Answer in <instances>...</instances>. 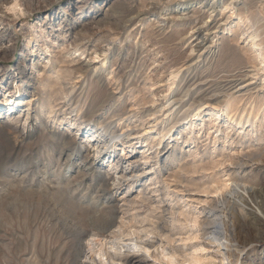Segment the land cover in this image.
I'll use <instances>...</instances> for the list:
<instances>
[{
  "label": "rangeland",
  "instance_id": "rangeland-1",
  "mask_svg": "<svg viewBox=\"0 0 264 264\" xmlns=\"http://www.w3.org/2000/svg\"><path fill=\"white\" fill-rule=\"evenodd\" d=\"M21 1V8L24 11L22 10L19 12V15L14 17L8 16V30L10 34L9 38L6 39V42L4 43L6 51L0 53V264H22L23 262L26 264L27 260H32L34 257L42 262L45 260L44 263L46 264H73V250L78 241L77 231H79V229L84 230L85 235H88L87 237H89L91 233H93V229L89 224L90 222H88L89 220L87 219L86 214L79 215L72 209L65 210L61 204H58L57 202L55 203L53 198L49 197V195H46L47 197H45L44 193V195L39 194L42 185L46 186L47 190L54 192L55 185L59 184L60 187H62L65 184V181H63L61 177L52 179L49 175L47 176L45 174L46 171H53L55 169L63 171L68 168V165L66 164H62L60 168L54 163L47 164V147L50 145V139L46 133L49 131L64 139L68 138V140H73L75 138L72 142L73 144L70 143V145L61 150V154L62 157H65L63 155L73 152L76 148L81 149V158L71 167L72 170L76 169L78 164L80 166L90 162L89 159L92 156L93 148L90 145H86L84 140L91 137V132L93 131L101 132L104 124L108 121L89 117L86 118L82 116L84 110L91 106L96 114L102 115L109 105H104V107L107 106L106 108L96 106L98 100H95L94 97L95 93L97 94V85L95 87V84H83L82 78L73 79V75L71 76V79L63 80L64 84L61 86H65L64 88L72 86L77 88L84 85L86 89L88 88L87 90L91 96L83 103V109L78 112L77 118L74 114L70 118V122H74L78 125V128L79 126H82L78 131V134L75 132H72V135L61 133V131L56 130L54 124L50 122V118H47V115L41 111L50 92H54L55 87L57 88L58 85H55V87L52 86L51 88H44L41 87V84L44 83V81H60L59 78L54 77L55 73L51 75L49 73L50 71H56V69L59 70V68L63 67L74 69L81 68L86 60H88L90 50L95 44H106V42H103L104 37L100 38V36L104 34L108 35L110 33V40L112 42L110 51L112 50V53L108 58H113L111 59V64L115 62L113 70L121 72L124 69L123 67L127 65L129 58L132 57L134 49H137V58L141 54L142 56L144 53L147 54L145 57L146 67L144 73L138 75L137 82L135 81L133 86L128 87L125 85V87L115 90L112 89L113 85L111 81L104 80V84L106 87L108 86V89H112L115 93L121 94L120 101L125 103L127 110L131 111V115L138 110L135 105L136 100L148 96L162 97V95L167 94L168 89L166 85H164V79L167 72L165 71L166 68L163 69L162 67L166 66L167 62L168 65L177 67L183 63L184 60L194 56V54L189 57L187 56L189 54V48L187 45H189L191 41V37L188 38L190 33L187 32L189 31L188 27L195 25V23L201 25L207 19V14L202 11L199 12V14H193L188 10H185L187 14H185V11H177L178 0ZM154 1H159L161 3V7L153 12L154 15H141L140 17H134L130 21L125 22L126 18L131 16V14L134 15L139 9L142 10L143 8H147V6L149 7V5L152 6L151 3ZM197 1H194L190 6ZM248 1L250 8L248 7L246 12H244L243 9H240V4L237 5L239 9L236 7L234 10L238 14L249 15L250 18L256 19H253L254 25L256 28L258 26V30L261 31V39L263 38L262 40L264 41V0ZM73 6H77L78 8L74 9L75 12L71 16L67 15L66 11H71ZM187 6H189V4ZM79 7L80 9L82 8V10H80ZM217 8L219 10V6ZM0 9L1 11H6L4 6H0ZM55 10L59 13V18L52 19V15L49 17V14L54 13ZM189 17L190 19H188ZM166 18L168 19L166 20ZM216 19H218V24H221L223 21L219 12ZM233 21L236 20L233 19ZM6 22L7 21H4L3 24ZM3 24L0 23L1 26H3ZM96 24H98L97 27ZM232 24L233 22L230 23L231 26ZM103 25L105 28L108 25V28L105 29ZM220 26L221 28L219 29L218 36L223 37L221 40L222 44L219 48L220 56L215 64V69L211 71L212 77H207L205 81L206 83L202 82L199 84L202 88L208 86V81L216 78L218 79L222 75H228L237 71L233 68L238 65L232 61V57L230 56L233 55V50H238L240 45L245 43V40H243L244 37L240 34L241 30H235V28L230 32L227 31L222 33L226 26L222 24ZM78 41L87 43L86 52L84 54H82L81 50L78 51V49L76 50L71 47L72 43ZM226 43H229L228 45L231 46L228 52H226ZM117 52L118 59L116 60L115 54H117ZM222 53H226V55ZM249 65L250 64L245 63L240 65V67L242 69L250 70L251 67H249ZM39 69L41 70L40 73H38ZM146 77H149L150 79H147L146 81ZM261 81V79L252 75H248L238 81L239 85L233 90H237L241 86L244 89L241 91L242 93L235 94L237 95L235 101H238L237 113L244 108L248 111L250 108V101L252 100L257 99L260 102L264 100V87L262 88L259 86ZM149 82L154 84L149 87V85H147ZM12 100H14L13 105L15 106V109L9 111L8 105ZM29 100L30 104L28 105L27 102ZM51 100H54L53 103L56 105L55 108L57 107L56 109H58L56 114L57 118L62 119L61 117L63 116L60 114L63 112L64 108H66L63 106V99H60L57 94L53 95ZM147 105H149V103L144 106ZM208 109L209 105L206 103L202 105L199 118L200 122H202V124H200L202 125L200 131H198L199 126L191 128L190 130L187 128L183 129L185 125L186 127L188 125L187 121L189 118H186L176 124L169 140L166 141V138H164L160 144L158 143L151 146L153 143L159 142L153 137L155 135L154 133L157 132L159 128L146 133L145 136L136 138L135 141H133V150L132 146H130L128 153L133 154L137 160L133 165L127 167V172L136 170L141 173L144 171V173L133 184L124 182L118 187L111 185L109 176L113 173V169L107 162H100L98 167L95 165L96 163L94 164L95 166L92 164L90 167L91 169L84 174L81 178L82 180L80 179L82 185H80L75 191L74 189L76 188L75 186L78 180L66 183V186L64 185L67 187L65 188L67 196L69 195L70 197L72 195L71 198L74 200H78L83 195L87 197L90 196L96 191V183L98 180L101 179L102 176L106 177V173L108 172L107 186L110 188L109 191L112 195V201L111 204L107 206H110L113 210L116 220H119L120 217H125V219L132 218L133 215L137 214V220L144 219L143 225H150L152 223H157V221L166 222L163 224V227L167 228L168 232H170L169 234L172 235L171 237L174 240L176 239L174 241L176 246L186 247L189 251H194V253L202 257L210 256L213 247L208 245L205 246V241L203 237H201V226H199L198 221L191 222L193 224L189 223L181 214H179V211L190 212L194 216H198V220L200 219L202 209L204 207L207 208L208 204L195 198L188 201L190 198L186 199L187 194H202L195 190L192 191L188 189L195 188L197 185L201 188L212 180V182H217L218 184L220 183V180L227 178V176L224 175L225 172L223 170L229 165L228 159L230 157L236 158L245 151L254 149L258 143L264 142V140L258 142L257 139L260 134H264V123L255 128L247 123L242 132L237 133L238 125L232 120L228 121L225 112L221 116H216ZM26 112L29 113L28 119H26ZM195 112L196 111L193 113L195 114ZM260 115L262 119L264 111ZM82 118L89 120L90 124L87 125L83 123ZM121 120H115L116 126L113 128L108 127L106 128L107 131L105 130L106 133L104 131L102 133L105 138L116 137L115 135L123 133L122 136L116 137L115 140L117 141L115 143H117V145L113 148L112 154V156L117 159V170L125 169V164H127L124 156L121 154V146L118 143L122 140L127 141L129 139L127 138L128 136L126 137L124 134L127 133V131L124 130L126 128L124 127V119L121 118ZM256 123L257 119L255 120V124ZM134 124L135 123L133 122L129 132L141 131L143 133L149 125L148 123H144L142 126ZM84 127L86 129H83ZM253 129H256V134L251 136L250 132ZM209 131L210 133H208ZM228 131H230L227 136L229 142L225 143V134H227ZM81 132H83L86 137L81 136ZM71 136H73V138ZM131 136H135V133H132ZM223 144H225L224 149L221 148ZM53 145L57 146V141H53ZM99 145L103 146L101 149L104 154L106 150L104 145L101 143ZM59 150L60 147L54 149V151L51 152V155L55 156V153ZM142 151H147L146 154L151 152L150 159L141 157L143 156ZM194 155L195 157H193ZM221 160H225V162ZM248 165L247 175L248 177H251L247 179L254 184L256 183L255 185L258 187H263L264 162H252V164L249 163ZM85 166V169L88 168L89 163L88 166ZM187 170L190 171L188 172ZM178 176L181 177L180 179L182 180V183L177 182V179L179 178ZM49 180H52L53 182H49ZM18 181L20 183H18ZM45 181L49 182V187ZM12 183L13 185H11ZM29 187L32 189L29 190L30 192H28ZM179 188L182 189L180 190ZM25 189L26 191L24 194L22 192H24L23 190ZM125 189L128 191V197H126V193H123V190ZM262 194L264 195V191ZM99 195L103 196V194L100 193ZM202 195L204 197V194ZM104 197L109 196L105 194ZM124 198L127 199L124 200ZM142 198H146V200L142 201ZM51 202L55 204L53 205ZM98 203L99 201L92 204V206L94 205L93 207H95ZM175 218H178V221L173 220ZM64 220L67 221L65 222ZM73 225H76L77 228ZM190 233L196 235V237L187 238ZM262 234L253 237V240L246 237L243 240L241 239L237 241L241 250L237 252V256L233 259L234 261L232 260V264H264V234L263 236ZM243 242H245V245ZM40 243L42 244L40 245ZM240 243L243 245H240ZM148 259L151 260L149 262L150 264L154 262L151 258Z\"/></svg>",
  "mask_w": 264,
  "mask_h": 264
},
{
  "label": "bare ground",
  "instance_id": "bare-ground-1",
  "mask_svg": "<svg viewBox=\"0 0 264 264\" xmlns=\"http://www.w3.org/2000/svg\"><path fill=\"white\" fill-rule=\"evenodd\" d=\"M20 1L21 0H0V6L1 7L4 6L6 9V11H1L0 9L1 11L0 12V16H1L0 23L3 24L4 21H7L6 23L3 24V26L0 25L1 26L0 28V53L3 51H6L4 43L6 42V39L9 38V34H10L8 30L9 29L8 28V25H9L8 16L14 17L16 15H19V12L23 10L21 8L22 1L21 3ZM159 1L152 2L151 3L152 6L149 5V7L147 6V8H143L142 10L139 9V11L137 10L138 12H136L134 15L131 14V16L126 18L125 22L130 21L134 17H140L141 15L143 16L154 15L153 12L157 11V9L161 7V3ZM194 1H197V0H178V5H177V11L188 10V11H191L193 14L194 13L199 14V12L202 11L207 14V19L201 25L200 24L197 25L195 23V25L188 27L189 31L187 32H190L188 35V38L191 37V41L189 45H187V47L189 48L188 49L189 54L187 56L188 57L192 56V54H194V56L192 58L189 57L190 59L188 58L184 60L183 63H181L177 67H174L173 65H168V62H167V65L162 67L163 69L166 68L165 71L167 72L165 75V79H164V85H166L168 89L167 94L162 95V97H157V96L149 97L148 96L140 100H136L135 105L138 108V110L133 112L131 115H130L131 111L127 110L125 103H123V101H120L121 94L115 93V91H112V89L119 90L120 88L125 87V85H127L128 87L133 86L135 84V81L137 80L138 75H141L144 73V70L146 67L145 57L147 54L144 53L145 55L143 54V56L141 54L137 58L136 57L137 49L136 50L134 49L132 52L133 53L132 57L129 58L127 65L123 67L124 69L121 72H117L116 70H113V66L115 62L111 64V59L113 58H110V57L108 58V56L112 53V50L110 51L111 44H112L110 40L111 39L110 33L108 35L104 34L100 36V38L104 37L103 42H106V44H102V45L95 44L90 50V54L88 55L89 56L88 60H86L85 63L83 62L84 65L82 64L83 66L81 68L74 69V68H69V67H63V68H59V70L56 69V71L49 72L51 75L55 73V76L54 75L53 76L55 78H59L60 81L59 82L58 81H51V82L44 81V83L41 84V87H44V88L45 87L51 88L52 86L55 87V85H58L57 88L55 87L54 92L52 93L50 92L49 97L47 101L45 102V105L42 106L41 111L47 115V118H50V122L54 124V127L56 128V130H60L61 133H67V134L72 135L71 133L75 132L76 134H78V131L82 128V126H79L78 128V125H76L74 122L71 123L70 118L73 114L77 118L78 112H80L83 109V103L86 101V99H88L91 96L87 90L88 88L86 89L84 87L83 85L84 83H87L88 85L95 84V87L97 85V94L95 93V97H94L95 100H98V103H96V106L104 107V105L106 104L107 106L108 105L109 106L104 107V108L106 107L107 108L102 115L96 114L95 110H93L91 106L84 110L82 116L86 118L89 117L93 119H99V120L103 119V121H107V120L108 121L106 122V124H104L103 130L101 132L93 131L91 132L92 136L91 137L87 136L88 138L84 140L86 145H90L93 148L92 156L89 159L90 162H87L80 166L78 164V166H76V169L72 170L71 167L77 160L81 158V154H80L81 149L76 148L73 152L63 155L65 157H62V154H61L62 152L61 150H63L66 146L70 145V143H72L75 138L73 140L72 139L68 140V138L64 139L60 136H56V134H53L52 132H49V131L48 133H46V135H48L50 139L49 140L50 145L47 147V151H48L47 152L48 153L47 154V160H48L47 164L49 165L51 163H54L55 165L58 166V168H60L62 164L68 165V168H66L63 171H59V169H55L53 171H46L45 174L47 176L49 175L50 178L52 179L61 177L63 181H65V184H64L65 186H66V183H71L72 181L75 182L76 180H78L75 186L76 188L74 187L75 188L74 191H75L80 185H82V183L80 182L82 180L81 178L84 176V174L87 171H89V169H91L90 167L92 166V164L93 166L96 165L98 167L100 162L101 163L107 162L108 165L113 169V173L109 176L110 177L109 179L111 180V185H115L118 187L124 182L133 184L144 173V171L143 173H141L136 170L127 172V167H129V165H133L137 160L133 154L128 153L129 152L128 149L130 146H132V150H133V147H134L133 141H135L136 138L145 136L146 133L152 132L156 128H159V130L154 133L155 135L153 137L154 139H157L159 142H156L153 144L151 143L152 144L151 146H154L155 144H158V143L160 144L161 141L164 140V138H166V141H167L169 140L172 130L175 128L176 124H178L179 122H181V120H184L186 118L187 119L189 118V120L187 121L188 125L187 127L185 125L183 129L187 128L190 130L191 128H195L199 126L198 131H200V129L202 128V125H200L202 124V122H200V119H199L200 111L202 109V105L205 103L209 105L208 110H210L216 116H221L225 112L227 116V120L228 121L232 120L238 125L237 131H236L237 133H241L244 126H246L247 123L254 128L264 123V116L261 119V115H260L264 111V100H262L261 102L257 99L252 100L250 101V108L248 111H246L244 108L239 113H237V110H238L237 102L238 101H235V97H237V95L235 94L240 93L244 88H242V86L240 85L241 87H239L237 90L236 89L233 90L234 88H236V86L239 85L238 81H240V79H243L248 75H252L254 77L256 76L259 79H261L262 81L259 83V86L262 88L264 87V41L262 40L263 38L261 39V31L258 30V26L256 28L254 25V20L256 19L253 18L254 19L253 20L252 18L249 17V15L247 16L243 14L241 15L240 13L238 14L234 10V8H236L237 5L240 4L241 5L240 9H243V11L246 12L249 7V1L248 0H243V1L241 0H199L195 2L192 6H190ZM38 2H40V0H38ZM188 4L190 7L187 6ZM218 6H219V10L217 8ZM75 8H78V7L73 6L71 8V11L69 12L66 11L67 15L71 16L72 14H74ZM80 10H82V8ZM218 12L223 18V21L221 22V24L226 26L223 29L222 33H225L227 31L230 32L234 28L235 30L236 29L241 30L240 34L241 36L244 37L243 40H245V43L243 45H240L238 50L237 49L236 51L233 50V55L230 56L232 57V61H234L236 65H238L235 68H233V69H236L237 71L233 73L230 72L231 74H228V75H222L218 79L212 78L213 80L207 82L208 86L207 87L205 86V88H202V86H199V84H201L202 82H205L207 77L209 76L212 77L211 71L215 69V64L217 63L218 58L220 56L219 48L222 44L221 40L223 37L218 36L219 29L221 28L220 26L221 24L220 23L218 24L217 23L218 19H216ZM185 14H187V12ZM51 15H52V19L59 18V13L56 10L54 13H50L49 17H51ZM173 17L172 19L174 20ZM167 19L168 18H166V20ZM188 19H190V17ZM233 19L236 21H233ZM231 22H233L232 26L230 25ZM97 25L98 24H96V27ZM91 26H94V25H91ZM107 26L106 28H108ZM86 44L87 43L83 41H78V42L72 43L71 47L75 48L76 50L78 49V51L81 50L82 54H84L86 52ZM228 44L229 43H226L225 45V47L227 48L226 52H228L229 48H231V46ZM222 54L226 55V53H222ZM115 55H116L115 59L117 60L118 52ZM245 63L250 64L249 65V67H251L250 70L242 69L240 67V65L245 64ZM40 72L41 70L39 69L38 73ZM72 75H73V79L82 78L83 86H79L77 88L75 86L68 87V88H64L65 86H61L64 84L63 80L71 79ZM147 79H150V78L146 77V81ZM104 80H109L112 82L113 88L111 90L107 88L108 86L107 87L105 86ZM152 84L149 82L147 85H149L150 87V85ZM16 89H17V84H16ZM57 94L59 95L60 99H63L62 101L63 106L66 107L64 108L63 112H61L60 114L61 116H63L61 117L62 119L57 118L56 114H57L58 109H56L57 107L55 108L56 105L53 103L54 100H51L52 96L57 95ZM30 100L27 102L28 105L30 104ZM13 103H14V100H12V102L8 105L9 111H12L15 109V106L13 105ZM147 103H149V105L144 106ZM194 111H196L195 114L193 113ZM28 115L29 113L26 112V119H28ZM121 118L124 119V127H126L124 130L127 131V133H124V134L126 135V137L128 136L127 138L129 139L127 141L119 140L120 142H118L121 146V154L124 156V159L127 164H125L126 165L124 167L125 169L117 170L116 168L117 159H115L114 156H112V154H113V148H115L117 145V143H115L117 141L115 140L116 137L122 136L123 133L119 135H115L116 137H109V138L103 137L102 133L103 131L105 132L106 128L108 127H111V128L115 127L116 126L115 120L117 119L121 120ZM73 119H74V116H73ZM256 119H257V123L255 124ZM82 121L83 123L87 125L90 124L89 120L85 118H82ZM132 121L135 123L134 125L137 124L138 126L139 125L142 126L144 125V123H148L149 125L146 127V130H144L143 133L141 131H136V132L130 131L129 132L130 127H132V123H133ZM83 129H86V128L84 127ZM132 133H135V136H131ZM208 133H210V131ZM229 133L230 131H228L227 134H225L226 135L225 136L226 138L224 139L225 143L229 142V140L227 139V136ZM255 134H256V129L251 130L250 135L253 136ZM80 135L86 137L83 132H81ZM71 137L73 138V136ZM257 139H258V142L263 141L264 134H260L257 137ZM53 141H57V146L53 145ZM182 142H186V141H182ZM100 143L103 144L106 149L104 154L101 149L103 146H100L99 145ZM59 147H60V150L55 153V156L51 155V152H53L54 149H57ZM224 147H225V144H223L221 148L224 149ZM146 152L147 151H142L143 156L141 157L149 158L151 152L149 154H146ZM193 157H195V155ZM228 160H229V165L226 167L224 166L225 169L223 170L225 172L224 175L227 176V178L220 180V183L218 184L217 182L216 183L212 182L213 181L212 180L211 182H208V183L206 182L207 185H204L201 188L199 187V185L196 186L194 184L196 186L195 188L188 189L192 191L195 190L198 193L204 194V197L202 194L198 195V194L192 193V194L186 195V199L190 198L188 201H191V199L195 198L203 202H206L208 204L207 208L204 207L202 209L201 211L202 214L200 216V219L198 220V216H194L190 212L179 211V214H181L184 217V219L188 221L189 223L198 221L199 226H201V237H203L205 241L204 242L205 246L208 245L210 247H213L211 255L208 257H205V256L202 257L200 255H197L196 253H194V251H189V249L186 247L176 246L174 244V241L176 239L174 240L171 237L172 235L169 234L170 232H168L167 228L163 227L164 226L163 224L166 222L157 221V223H152L150 225H146V224L143 225L144 219L137 220L136 219V217L138 216L137 214L133 216L131 215L132 218L125 219V217H120V218L118 217L119 220H116L113 210L110 208V206L109 207L107 206L111 204V201H112L111 200L112 195H111V192L109 191L110 188H108L107 186V180H108L107 173L108 172L106 173V177L102 176L101 179H99L98 182L96 183L95 192L92 191L93 193L88 197L85 195L81 196V198L78 197L79 198L78 200L72 199L71 198L72 195L70 197L69 195L67 196L66 189H65L67 187H65L64 185H63L64 187L63 186L60 187L59 184L55 185L56 187H55L54 192L47 190L46 186H43V185H42L41 191H39L40 189L39 188L40 185H39L38 191H39V194L44 193L45 197H47L46 195H49V197L53 198L55 203L57 202L58 204H61L65 210L72 209L74 212L78 213L79 215L86 214L87 219L89 220L88 222H90L89 224L91 225L93 229L92 231L93 233H91L89 237H87L88 235L87 236L85 235L84 230H81L78 228L79 229V231H77L78 241L73 250L74 251L73 264H150L149 262L151 260H149L148 258H151L154 261L151 264H155V263L157 264L158 263L159 264H201V263L202 264H232L234 261L233 259H235V257L237 256V252L241 250L238 246L239 243L237 241L241 239L243 240L246 237H249L252 239L256 235L259 236L260 234L264 232V195L262 194V192L264 191V188H263L264 186L258 187L257 185H255L256 183L254 184L253 182L247 179L251 177V176L248 177L247 175V167L249 166L248 164L249 163L252 164V162H262V161L264 162V142L258 143L254 149L245 151L243 154L237 156L236 158L230 157ZM223 162H225V160ZM88 163H89V166H88ZM85 165H87L88 168L85 169L86 167ZM187 171L189 172L190 170H187ZM180 178L181 177L177 179L178 183H182V180ZM45 182L48 185L49 182H53V181L49 180V182L47 181ZM18 183L20 182L18 181ZM11 185H13V183ZM30 189L31 188L29 187L28 192H30L29 191ZM23 191L24 192L22 193L25 194L26 189ZM123 191H124L123 192L124 194L125 193L127 194L126 197H128L129 194H128L127 189ZM99 193L103 194V196H100ZM105 194L109 197H104ZM126 199L127 198H124V200ZM144 200H146V198H142V201ZM98 201L99 203L95 207H93L94 205L92 206V204ZM52 202L51 204L54 205L55 203H52ZM47 203H50V202H47ZM173 220L178 221V218H175ZM84 221H87V220H84ZM76 225H73V226L77 228ZM189 237H196V235H193L192 233H190L188 234L187 238ZM41 244L42 243H40V245ZM241 244L242 243H240V245ZM243 244L245 245V242H243ZM32 260H27V263L28 264H46L44 263L45 260L44 262H42L39 259L37 260V258L35 257Z\"/></svg>",
  "mask_w": 264,
  "mask_h": 264
}]
</instances>
